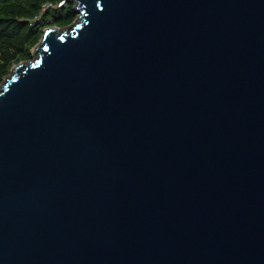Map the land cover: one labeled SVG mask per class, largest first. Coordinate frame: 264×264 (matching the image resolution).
Segmentation results:
<instances>
[{
  "label": "water",
  "instance_id": "1",
  "mask_svg": "<svg viewBox=\"0 0 264 264\" xmlns=\"http://www.w3.org/2000/svg\"><path fill=\"white\" fill-rule=\"evenodd\" d=\"M0 85V264H264V0H72Z\"/></svg>",
  "mask_w": 264,
  "mask_h": 264
},
{
  "label": "trees",
  "instance_id": "2",
  "mask_svg": "<svg viewBox=\"0 0 264 264\" xmlns=\"http://www.w3.org/2000/svg\"><path fill=\"white\" fill-rule=\"evenodd\" d=\"M77 17L72 0H0V83L14 65L33 58L47 26L63 28Z\"/></svg>",
  "mask_w": 264,
  "mask_h": 264
},
{
  "label": "rangeland",
  "instance_id": "3",
  "mask_svg": "<svg viewBox=\"0 0 264 264\" xmlns=\"http://www.w3.org/2000/svg\"><path fill=\"white\" fill-rule=\"evenodd\" d=\"M47 27H49V26H47ZM47 27H46V28H47ZM23 62H27V61H23ZM6 78H7V77H5V79H6ZM3 81H4V79H3ZM3 81H2V82H3ZM2 82L0 83V85L2 84Z\"/></svg>",
  "mask_w": 264,
  "mask_h": 264
},
{
  "label": "built area",
  "instance_id": "4",
  "mask_svg": "<svg viewBox=\"0 0 264 264\" xmlns=\"http://www.w3.org/2000/svg\"><path fill=\"white\" fill-rule=\"evenodd\" d=\"M61 5V4H60ZM39 18V17H38Z\"/></svg>",
  "mask_w": 264,
  "mask_h": 264
}]
</instances>
